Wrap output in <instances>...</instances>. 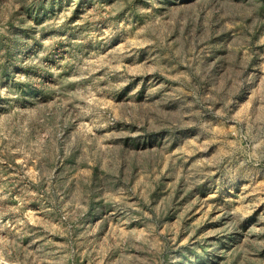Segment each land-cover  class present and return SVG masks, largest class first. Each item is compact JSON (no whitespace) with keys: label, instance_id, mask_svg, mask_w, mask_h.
Returning a JSON list of instances; mask_svg holds the SVG:
<instances>
[{"label":"rangeland","instance_id":"obj_1","mask_svg":"<svg viewBox=\"0 0 264 264\" xmlns=\"http://www.w3.org/2000/svg\"><path fill=\"white\" fill-rule=\"evenodd\" d=\"M0 264H264V0H0Z\"/></svg>","mask_w":264,"mask_h":264}]
</instances>
